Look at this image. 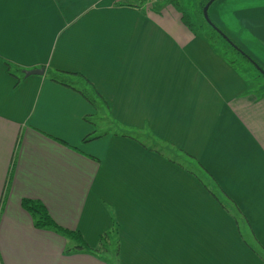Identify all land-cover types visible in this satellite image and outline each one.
I'll return each instance as SVG.
<instances>
[{
  "label": "crops",
  "instance_id": "crops-1",
  "mask_svg": "<svg viewBox=\"0 0 264 264\" xmlns=\"http://www.w3.org/2000/svg\"><path fill=\"white\" fill-rule=\"evenodd\" d=\"M207 17L264 70V0H215ZM187 22L167 0L0 3V264H111L64 254L27 199L90 248L116 229L114 264H262L245 242L264 251V82L249 89ZM49 71L81 76L126 134L83 144L106 133L87 88Z\"/></svg>",
  "mask_w": 264,
  "mask_h": 264
},
{
  "label": "trees",
  "instance_id": "trees-1",
  "mask_svg": "<svg viewBox=\"0 0 264 264\" xmlns=\"http://www.w3.org/2000/svg\"><path fill=\"white\" fill-rule=\"evenodd\" d=\"M210 0H205L200 2L199 5V9H200V13L202 14L203 8L204 6L209 2ZM214 2V1H213ZM167 3L170 4L177 12H179L181 14V20L183 22V24L190 28V26H187L188 22V16L178 7V4L175 3V1L173 0H167ZM156 11V10H155ZM210 21V20H209ZM210 26L215 32L216 35L219 36L221 38V41H223V43L226 45V47L228 48H224L225 51L227 49H231L232 51H235L240 57H242L243 59H245L255 70L256 72L263 76L264 78V70H262V68H260L243 50H241L231 39H229L219 28H217L211 21H210ZM256 66H258L262 71H259L258 68H256ZM10 68V67H9ZM71 77H75L80 78L82 84H84V87L87 88L86 91L83 90H78L77 92L79 94H81L83 96V98L89 103L91 104V106H93V109L96 111V113H98L99 108L104 107L105 106H97L96 101L100 102V96L95 92V90L92 88V86L85 81L81 76H78L77 74H62V73H58V72H48V78L50 79V81L57 83L61 86H65L67 88L70 89H75L74 86H78L79 84H75V82H73L72 79H69ZM18 79V78H17ZM249 89H251L253 86L249 85ZM256 91H258L257 89H255ZM257 98H261V96H259L258 92H256ZM107 108V107H106ZM87 120V119H86ZM91 124V122H90ZM108 133H104V134H96V132L94 134L88 135L86 136L83 140L82 143L83 144H87V143H91L93 141H97L98 139H101L102 137L107 136ZM181 153V152H180ZM185 158H187L188 160H191L192 162H194V164L197 165V167L200 169V173L198 172L197 174L192 171L191 173L193 175H195L198 180L202 183V179H207L208 182L210 183H214V180L211 178V176L200 166L197 164V162L189 157L188 155H185L183 153H181ZM190 172V171H189ZM205 177V178H204ZM204 186L205 183L203 182ZM210 192V191H209ZM213 194V193H212ZM214 195V194H213ZM20 207L23 211H25L26 213L29 214L32 223H33V227L37 230H44V231H50L55 233L56 235L62 237L63 239H65L67 242H69L68 247H66L64 254L66 255H75V254H89L92 256H96L100 250L102 248H106L107 247V243L111 242H116L117 243V233H116V229H114L112 227L113 230L104 233L103 235L100 236L99 238V242H98V247L96 248H90L82 239V236L78 233V232H72L69 230H65L64 228L58 226L48 215L47 210L45 209V207L37 202V201H32V200H21L20 202ZM109 238V239H108ZM115 243V244H116ZM245 244L249 247L250 250H252L253 252H256L254 245L257 247V251L260 254L259 259L261 260L262 264H264V251L259 248V246L257 245V242H254V245L248 244L245 242ZM107 250V248H106ZM117 253H118V246L116 244V257H117Z\"/></svg>",
  "mask_w": 264,
  "mask_h": 264
},
{
  "label": "rangeland",
  "instance_id": "rangeland-1",
  "mask_svg": "<svg viewBox=\"0 0 264 264\" xmlns=\"http://www.w3.org/2000/svg\"><path fill=\"white\" fill-rule=\"evenodd\" d=\"M173 1H175V3L178 4V7L188 16L192 25V29L195 32L202 35H206L208 37V40L217 49L221 48L223 51H225L224 47H226V45L223 43V41H221V38L216 35V32L210 26H208L209 24L206 25L204 23V19H203L204 17L202 16L203 14L200 13L198 4L199 2L205 0H173ZM226 53L231 56L230 58L233 61V64L237 67V69L241 72V74H243L248 79H253V81H251V85L254 86L256 89L261 90L264 82L263 76L259 75L256 72V70L245 59L240 57L235 51H232L231 49H227L224 52V54ZM74 82L75 84L78 83V81H74ZM95 117L97 118V122L95 124L97 125L98 129L102 131H106V133L126 134V132L123 131L125 128L123 127L119 128V126H117V124H114L112 120L110 121L108 108L106 107L99 108V111L98 113H96ZM243 234L245 238L251 240V237L246 229H243ZM115 243H116L115 241L114 242L110 241L109 243H107V247H106L107 250L105 247L102 248L96 256H92L89 254L86 255H89L97 259H104L105 261L109 260L108 262L114 264V262L116 261V244H117ZM254 253L257 255L258 258L260 257L258 251Z\"/></svg>",
  "mask_w": 264,
  "mask_h": 264
},
{
  "label": "water",
  "instance_id": "water-1",
  "mask_svg": "<svg viewBox=\"0 0 264 264\" xmlns=\"http://www.w3.org/2000/svg\"><path fill=\"white\" fill-rule=\"evenodd\" d=\"M213 1L215 0H210L203 8V17L204 19L206 20V22L210 25V21L207 17V10H208V7L213 3ZM256 68H258L259 71H261L263 73V71L258 67L256 66ZM44 74V69H40V70H33V71H27V72H24V76L25 77H28V76H42Z\"/></svg>",
  "mask_w": 264,
  "mask_h": 264
},
{
  "label": "snow or ice",
  "instance_id": "snow-or-ice-1",
  "mask_svg": "<svg viewBox=\"0 0 264 264\" xmlns=\"http://www.w3.org/2000/svg\"><path fill=\"white\" fill-rule=\"evenodd\" d=\"M3 2V0H0V3H2Z\"/></svg>",
  "mask_w": 264,
  "mask_h": 264
}]
</instances>
